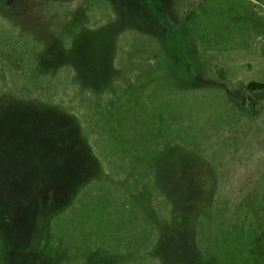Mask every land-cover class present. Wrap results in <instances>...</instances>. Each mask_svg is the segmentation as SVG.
<instances>
[{
    "label": "rangeland",
    "instance_id": "374dc122",
    "mask_svg": "<svg viewBox=\"0 0 264 264\" xmlns=\"http://www.w3.org/2000/svg\"><path fill=\"white\" fill-rule=\"evenodd\" d=\"M250 83L264 0H0V264H264Z\"/></svg>",
    "mask_w": 264,
    "mask_h": 264
},
{
    "label": "trees",
    "instance_id": "16d2710c",
    "mask_svg": "<svg viewBox=\"0 0 264 264\" xmlns=\"http://www.w3.org/2000/svg\"><path fill=\"white\" fill-rule=\"evenodd\" d=\"M264 88V85L263 84H259V83H250L249 85H248V89H250V90H259V89H263ZM248 99H246L245 100V102L243 103V106H240V110L241 111H245V108H244V106L246 105V101H247ZM251 101L253 102L254 100H252L251 99Z\"/></svg>",
    "mask_w": 264,
    "mask_h": 264
}]
</instances>
